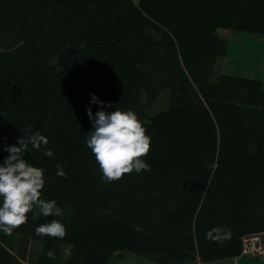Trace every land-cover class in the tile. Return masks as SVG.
Returning a JSON list of instances; mask_svg holds the SVG:
<instances>
[{"label":"trees","instance_id":"obj_1","mask_svg":"<svg viewBox=\"0 0 264 264\" xmlns=\"http://www.w3.org/2000/svg\"><path fill=\"white\" fill-rule=\"evenodd\" d=\"M219 29L264 35V0H0V164L22 135H46L24 158L44 171L41 198L63 210L36 208L11 235L0 231V264H28L32 242L43 243L38 264L63 252L66 264H109L126 251L159 264L212 262L264 233V88L212 79L228 50ZM165 91L169 107L147 121ZM93 93L108 112L137 113L150 171L102 179L87 147V109L100 110ZM53 219L65 238L35 234ZM218 227L230 238H206Z\"/></svg>","mask_w":264,"mask_h":264},{"label":"clouds","instance_id":"obj_2","mask_svg":"<svg viewBox=\"0 0 264 264\" xmlns=\"http://www.w3.org/2000/svg\"><path fill=\"white\" fill-rule=\"evenodd\" d=\"M92 103L100 105V110L93 114L91 107L87 109L93 130L88 133L87 147L91 150L102 172V179L107 183L121 180L133 171L141 173L150 171L151 165L142 157L151 150V137L147 134L142 121L133 110H105L104 101L92 94ZM31 131V126H28ZM49 138L36 131L25 138H18V145L5 146L9 155L0 164V231L11 235L14 229L28 223V214L36 208L44 217H61L63 210L57 206L56 200L41 198L46 181L44 171L38 166L27 162L24 153L28 146L40 150L46 146ZM47 157H54L51 149H45ZM56 175L66 177L61 165H57ZM213 232L223 233V236L213 237ZM37 236H50L53 239H63L67 235L66 226L60 220L53 219L42 223L35 229ZM208 239H228L230 232L221 227L210 230ZM67 254H71L70 250ZM48 257L55 259L54 252L49 251Z\"/></svg>","mask_w":264,"mask_h":264},{"label":"crops","instance_id":"obj_3","mask_svg":"<svg viewBox=\"0 0 264 264\" xmlns=\"http://www.w3.org/2000/svg\"><path fill=\"white\" fill-rule=\"evenodd\" d=\"M228 41V50L226 56L218 59L215 63L214 70L218 69L220 75H234L246 78H252L260 81L264 88V35L252 32H240L227 30L223 36ZM242 61L243 66H234L230 71H221L222 61ZM264 240V233H262ZM31 250L41 252L43 243L32 242ZM117 262L115 264H159L147 257L132 253L123 252L122 256L114 255ZM112 258V259H113ZM230 259V262H225ZM197 260L200 261V258ZM216 264H264L263 255L241 254L236 257L226 258L213 261Z\"/></svg>","mask_w":264,"mask_h":264},{"label":"rangeland","instance_id":"obj_4","mask_svg":"<svg viewBox=\"0 0 264 264\" xmlns=\"http://www.w3.org/2000/svg\"><path fill=\"white\" fill-rule=\"evenodd\" d=\"M136 2L140 1V0H135ZM225 32H227V30H223V29H219L218 30V34L221 36L225 35ZM222 66V70L221 71H230V69L234 66H239L242 67L243 66V62L240 61H222V64H219V67ZM220 77V72L218 69H215L213 71L212 74V79L216 80ZM169 92L165 91L162 92L157 99L155 100V102L147 109L148 112V116L149 118L147 119V121H150V118L152 116H154L155 114L166 110L169 107ZM34 256H30L27 257L26 261L28 262V264H38L37 262V256L40 254V252H34L33 253ZM115 262H117V259L113 258L111 259V261L109 262V264H115ZM225 262H230V259L226 260ZM57 264H66V258L64 255V252L62 253V259L60 258L59 261L57 262ZM184 264H216V262H203V261H199V260H188L186 261Z\"/></svg>","mask_w":264,"mask_h":264},{"label":"built area","instance_id":"obj_5","mask_svg":"<svg viewBox=\"0 0 264 264\" xmlns=\"http://www.w3.org/2000/svg\"><path fill=\"white\" fill-rule=\"evenodd\" d=\"M241 254L263 255L264 240L261 233H252L242 239Z\"/></svg>","mask_w":264,"mask_h":264}]
</instances>
